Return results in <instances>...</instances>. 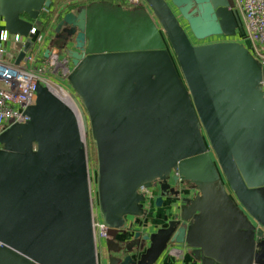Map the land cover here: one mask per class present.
<instances>
[{
    "label": "water",
    "instance_id": "1",
    "mask_svg": "<svg viewBox=\"0 0 264 264\" xmlns=\"http://www.w3.org/2000/svg\"><path fill=\"white\" fill-rule=\"evenodd\" d=\"M146 2L97 0L57 24L75 104L39 83L29 120L0 131V264H99L88 132L107 264H156L170 247L264 264V64L243 42H201L237 35L232 0ZM52 3L0 0V17L27 35ZM157 184L155 205L176 212L130 235L139 188Z\"/></svg>",
    "mask_w": 264,
    "mask_h": 264
},
{
    "label": "built area",
    "instance_id": "2",
    "mask_svg": "<svg viewBox=\"0 0 264 264\" xmlns=\"http://www.w3.org/2000/svg\"><path fill=\"white\" fill-rule=\"evenodd\" d=\"M53 0L51 6L43 5L36 19H30L31 28L27 35L12 33L5 26L0 27V127L2 130L15 123L29 120L27 108L36 103V90L39 83L48 86L63 98L74 103L68 76L73 70L71 58L54 42L55 27L60 17L73 11L72 6L80 2L97 0ZM124 7H147L146 0H121ZM240 26L237 29L236 41L243 42L264 64V0H239ZM54 29V30H53ZM32 35V37H30ZM235 37L223 36L219 40H233ZM32 44L25 51L20 62L19 54L24 50L27 40ZM50 52L45 55L46 50ZM57 87L58 89H56ZM61 96V97H62ZM75 104V103H74ZM159 186V184H157ZM155 186L142 185L139 191L148 202L153 201L158 192ZM92 197L94 195L91 189ZM95 233L101 228L102 236L106 235V227L99 223V211L94 201ZM97 238V237H96ZM176 248L168 251L176 253ZM98 251V244H97Z\"/></svg>",
    "mask_w": 264,
    "mask_h": 264
},
{
    "label": "crops",
    "instance_id": "3",
    "mask_svg": "<svg viewBox=\"0 0 264 264\" xmlns=\"http://www.w3.org/2000/svg\"><path fill=\"white\" fill-rule=\"evenodd\" d=\"M120 2L121 0H113V3L115 4H120ZM232 4L233 7L236 8L239 12V0H232ZM237 39L238 38L236 37L233 38V40ZM181 196L183 197L185 195L183 194ZM145 208L147 210L146 216L136 220V225L132 232L129 233L130 235H133L136 231H140L142 234L154 232L158 228L166 226L168 220H170L173 217V214L176 212L175 208H170L168 199H166V202L161 207L156 206L153 200L146 203ZM175 250L176 253L171 254L167 249L156 264H201L200 261L194 256L193 250L186 247L178 248ZM108 257L109 253L106 250V246L101 253V245H98L99 264H107Z\"/></svg>",
    "mask_w": 264,
    "mask_h": 264
},
{
    "label": "rangeland",
    "instance_id": "4",
    "mask_svg": "<svg viewBox=\"0 0 264 264\" xmlns=\"http://www.w3.org/2000/svg\"><path fill=\"white\" fill-rule=\"evenodd\" d=\"M5 26V22L2 17H0V27ZM54 30V29H53ZM223 36H212L210 38H207L203 42H215V40H219ZM70 86V84H69ZM58 89L57 87H55ZM62 96V95H60ZM63 97V96H62ZM0 127V131H1ZM86 148H87V160H88V166H89V173H90V180L92 184V192L94 195V201L96 202V205H98L97 202V187H96V180H97V154H96V146L91 138L90 132L87 133L86 135ZM99 223H101V216L99 214L98 218ZM96 241L98 245H101V253L103 252L104 245H105V238L102 236V230L101 228L97 229L96 233Z\"/></svg>",
    "mask_w": 264,
    "mask_h": 264
},
{
    "label": "flooded vegetation",
    "instance_id": "5",
    "mask_svg": "<svg viewBox=\"0 0 264 264\" xmlns=\"http://www.w3.org/2000/svg\"><path fill=\"white\" fill-rule=\"evenodd\" d=\"M109 2H111L110 0H108ZM112 3V2H111ZM82 7V6H81ZM80 7V8H81ZM79 8V9H80ZM79 9H77L76 11H74V12H78V10ZM60 21V20H59ZM59 21L57 22V24L59 23ZM57 26V25H56ZM55 29H56V27H55ZM70 29V27H62L61 28V30L57 33V32H55V34H54V42H55V44L56 45H58L60 48H62L64 45H65V43L68 41V39H70L71 38V36L69 35V32H68V30ZM68 46H72V44L71 43H69L68 44ZM159 186L158 185H155V188H158ZM157 192H159L158 191V189H157ZM154 201H155V199H154ZM145 204L146 203H148V201H146L145 200V202H144Z\"/></svg>",
    "mask_w": 264,
    "mask_h": 264
},
{
    "label": "trees",
    "instance_id": "6",
    "mask_svg": "<svg viewBox=\"0 0 264 264\" xmlns=\"http://www.w3.org/2000/svg\"><path fill=\"white\" fill-rule=\"evenodd\" d=\"M60 0H57L56 2H59ZM111 2H113V0H110ZM87 4H89L88 2H80V3H76V5H74V6H72V9H73V11H76L77 9H79L81 6H85V5H87ZM64 16V15H63ZM62 16V17H63ZM62 17H60V19L59 20H61V18Z\"/></svg>",
    "mask_w": 264,
    "mask_h": 264
}]
</instances>
